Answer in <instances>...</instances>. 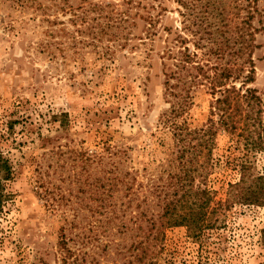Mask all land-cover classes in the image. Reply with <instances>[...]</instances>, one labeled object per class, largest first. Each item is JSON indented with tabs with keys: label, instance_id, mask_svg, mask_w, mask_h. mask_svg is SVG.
I'll use <instances>...</instances> for the list:
<instances>
[{
	"label": "rangeland",
	"instance_id": "rangeland-1",
	"mask_svg": "<svg viewBox=\"0 0 264 264\" xmlns=\"http://www.w3.org/2000/svg\"><path fill=\"white\" fill-rule=\"evenodd\" d=\"M18 1L0 0V152L12 167L6 189L13 195L0 216V264H62V237L78 264H138L139 236L147 230L139 229L146 226L139 217L143 200L129 203L128 187L148 181L163 186L169 174L178 172L170 137L158 127L168 110L159 59L163 40L156 39L148 58L147 41L132 38L144 35L142 21L133 15H142L150 0H139V8L124 0H94L128 12L119 44L102 39L95 45H88L86 36L77 37L70 14L48 27ZM230 4L239 21L246 0ZM152 5L163 8L162 37V29L181 30L188 24L176 0ZM255 8L264 10V0ZM258 21H253L255 28ZM60 28L69 34H45ZM73 37L85 43L77 44L79 50L73 48ZM256 42L261 48L253 56L252 88L264 103V36L257 35ZM107 45L116 49L107 52ZM210 101L202 92L196 95L190 111L196 126L209 118ZM230 144V137L221 135L214 151L215 160L221 159L222 182L209 187L218 202L239 177L231 163L243 151L229 149ZM251 162L257 173L264 172L261 154ZM133 178L135 185L129 186ZM152 200L149 215L160 211L157 199ZM216 218L223 228L208 231L202 245L185 227L165 229L156 250H148L159 252V260L143 264H264V207L220 210Z\"/></svg>",
	"mask_w": 264,
	"mask_h": 264
},
{
	"label": "trees",
	"instance_id": "trees-1",
	"mask_svg": "<svg viewBox=\"0 0 264 264\" xmlns=\"http://www.w3.org/2000/svg\"><path fill=\"white\" fill-rule=\"evenodd\" d=\"M45 1L49 5L38 0H19L17 3L21 9H31L39 15L48 27L61 24L59 19L70 14L69 23L73 24L77 37H88V45L101 43L102 39L119 44L124 37L122 25L128 23V12L118 10V6L94 0ZM152 1L155 0L142 6V15H133L142 21L144 35L140 36L141 39L132 38L147 41L148 58L156 39L163 40L159 59L163 97L168 110L160 116L158 127L160 133L170 137L178 172L169 174L163 186L155 187V183L148 181L145 185H137V188L128 187L129 203L140 198L143 200L139 217L143 218L146 226L139 229L147 230L145 235L139 236L138 247L142 248L135 255L138 264L145 260H159V252L148 250L151 247L156 250L164 240L165 229L185 227L190 237L202 245L208 231L223 228L216 218L220 210L225 213L234 207H264V172L257 173L251 162L257 154L264 158V103L252 88L256 77L253 56L261 48L256 36H264V10L254 9L258 0H246L243 7L245 15L236 21L232 11L234 6L230 4L233 0H200L199 5L195 4L198 0H176L184 8L183 16L188 24L181 30L164 28L165 36L162 37L159 14L163 8L161 5L155 7ZM126 2L134 4V8L141 4L139 0L122 1L123 4ZM157 10L160 11L154 15L152 12ZM255 18L259 19L258 28L253 25ZM45 34L50 38H63L69 33L60 28L48 29ZM77 37H73V48L79 50L77 44L85 43L77 42ZM105 49L111 52L116 47L107 45ZM201 92L211 101L209 118L198 127L190 111L195 106L196 95ZM221 135L230 137L229 149L243 153L231 163L237 170L238 180L227 185L226 199L218 202L215 200L216 192L209 184L222 182L219 173L223 168L221 159L214 158ZM11 179L12 167L0 152V216L13 197L6 189ZM135 181L133 178L128 185L134 186ZM153 198L157 199L160 211L149 215ZM261 241L264 243V230ZM59 247L62 264H78L77 259L72 260L73 254L65 237L60 239Z\"/></svg>",
	"mask_w": 264,
	"mask_h": 264
}]
</instances>
